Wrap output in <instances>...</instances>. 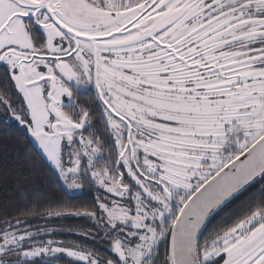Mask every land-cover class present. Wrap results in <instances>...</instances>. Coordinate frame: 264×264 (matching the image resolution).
Wrapping results in <instances>:
<instances>
[{"label":"snow or ice","instance_id":"1","mask_svg":"<svg viewBox=\"0 0 264 264\" xmlns=\"http://www.w3.org/2000/svg\"><path fill=\"white\" fill-rule=\"evenodd\" d=\"M0 128V264H264V0H0Z\"/></svg>","mask_w":264,"mask_h":264},{"label":"trees","instance_id":"2","mask_svg":"<svg viewBox=\"0 0 264 264\" xmlns=\"http://www.w3.org/2000/svg\"><path fill=\"white\" fill-rule=\"evenodd\" d=\"M93 92H82L79 94L81 103H88L93 96ZM6 134V130L0 128V141H2L4 135ZM16 152L12 150V156H15ZM20 155H23V151L21 150ZM12 167V163L10 160H5L2 153H0V211H2L5 207H20L26 206L23 204L21 196L22 193L20 189L16 186L15 180L11 176H6L8 169ZM41 194L45 195L51 199H66L64 194L56 188L53 180H49L47 184L41 185L40 188ZM91 196L88 194L79 196L71 201L72 204L79 206L83 203H90ZM63 222L67 224V226H76L81 220H78L74 217H67L66 220L56 221L53 224H59ZM33 224L35 222H32ZM37 223V222H36ZM35 223V224H36ZM34 224V225H35ZM68 240H78L80 237L69 234L67 236Z\"/></svg>","mask_w":264,"mask_h":264},{"label":"rangeland","instance_id":"3","mask_svg":"<svg viewBox=\"0 0 264 264\" xmlns=\"http://www.w3.org/2000/svg\"><path fill=\"white\" fill-rule=\"evenodd\" d=\"M76 91H77V93H78V95L80 94V93H82V92H93V94H94V91L91 89V88H80V89H76ZM65 99V101H67V98L65 97L64 98ZM74 218H76V217H74ZM67 219V216L66 217H64L63 219H54L53 221H52V223H51V226L52 227H56V228H60V227H63V228H76V227H78V226H82V225H84L85 224V220H84V218L83 217H81V218H76V219H78V220H81V222H79L76 226H67V224H64L63 222H60L59 224H53V222H56V221H63V220H66ZM32 222H37L36 224H44V221H42V220H34V221H32ZM34 223V224H35ZM69 234H72V233H67V232H62V233H59V234H57L54 238L55 239H61V240H65V241H67L68 239H67V236L69 235Z\"/></svg>","mask_w":264,"mask_h":264}]
</instances>
